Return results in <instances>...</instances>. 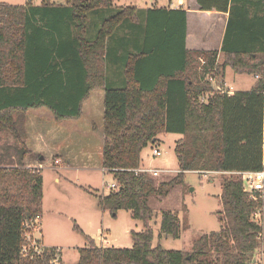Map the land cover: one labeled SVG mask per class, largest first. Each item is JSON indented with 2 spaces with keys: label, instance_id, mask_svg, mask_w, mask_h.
I'll return each instance as SVG.
<instances>
[{
  "label": "trees",
  "instance_id": "obj_1",
  "mask_svg": "<svg viewBox=\"0 0 264 264\" xmlns=\"http://www.w3.org/2000/svg\"><path fill=\"white\" fill-rule=\"evenodd\" d=\"M195 1L200 11L228 15L220 52L186 49L185 10L148 9L142 46L123 57L121 88L105 84L106 45L118 27L136 21V8L118 9L89 41L88 15L110 8L111 0L0 3V264H53L61 255L43 248L21 256L24 225L41 216L43 200L40 171L24 164L26 112L46 108L57 121L76 119L95 90L104 91L102 167L117 188L94 196L114 216L130 212L144 231L130 233L131 249L90 240L77 264L253 263L262 227L252 217L262 201L248 199L239 173L263 166L264 79L250 91L228 94L206 78L223 79L226 68L238 75L264 72V0ZM162 134L182 135L174 149L177 174L136 173L143 149ZM187 172L219 174L220 230L195 236L189 252L164 250L153 245V203L180 189ZM158 210L160 231L178 239L177 212Z\"/></svg>",
  "mask_w": 264,
  "mask_h": 264
},
{
  "label": "rangeland",
  "instance_id": "obj_2",
  "mask_svg": "<svg viewBox=\"0 0 264 264\" xmlns=\"http://www.w3.org/2000/svg\"><path fill=\"white\" fill-rule=\"evenodd\" d=\"M111 1L110 8L98 9L88 15L86 39L93 40L103 21L114 15L118 9L122 7L136 8V21L134 23L128 21L118 27L106 45L105 84L109 88H121L123 85V57L127 53L135 52V46H142L147 10L155 4L158 5V8H163L169 4V1ZM27 2L39 6L42 0H0L1 4L11 6H23ZM50 2L57 5L65 4V0H50ZM219 63H221V56ZM109 67L113 69L112 73L115 76L108 72ZM225 78L230 85L234 86V90H249L260 78L264 79V72L258 75H238L228 68ZM222 83L224 84V79L216 78V86L224 89ZM216 86H214L215 89ZM100 93L98 91L96 95ZM94 113L96 114L97 111ZM47 114L51 116L50 112ZM25 116L27 117V114ZM179 137L175 134H164L159 136L158 143L150 144L143 149L141 163L146 167L165 172L161 173L157 177L158 179H163L166 176L173 177L177 174L178 161L174 149ZM154 145L160 151V157H152L151 151ZM94 150L95 155L92 160L95 161V164L91 171L73 170L65 174L58 184L53 182L51 174L53 177L54 174L49 170L45 171L44 203L39 229L35 231L28 227L30 230L26 231L30 233V236L32 235L31 240H36L37 245L41 247L39 249H58L61 252L58 257L61 264H77L80 250L86 248L90 240L102 248L131 249L133 244L130 233L144 231L142 222L134 220L130 212L118 211L114 216L98 206L94 195H106L113 181L112 177L101 167V155L98 153L97 146ZM50 162H54V159ZM219 180L220 177L217 173L208 176L195 172L185 173L180 189L178 188L167 199L153 203V207L156 208L150 222V228L154 235L153 245H160L168 251L189 252L195 236L202 233L218 232L220 230L218 213L221 210L218 201V195L221 193ZM163 206L178 214L181 222V233L178 239H173L160 231L158 207ZM263 211L264 197L260 213L262 214ZM261 214L259 218L253 216L252 219L263 227L264 218ZM101 234L103 236H100ZM104 235L107 236V241ZM38 239H42L43 244ZM263 250L264 237L260 241V248L255 254L253 263L257 259L260 264H264ZM261 252L263 255L257 257Z\"/></svg>",
  "mask_w": 264,
  "mask_h": 264
},
{
  "label": "crops",
  "instance_id": "obj_3",
  "mask_svg": "<svg viewBox=\"0 0 264 264\" xmlns=\"http://www.w3.org/2000/svg\"><path fill=\"white\" fill-rule=\"evenodd\" d=\"M168 1L169 4L167 6H164L163 8H158V5L155 4L154 6L150 7V9H183L186 11L187 29L185 47L188 51L220 52L227 24V14L214 11H200L195 0ZM108 72L112 73L113 69L109 67ZM113 75L115 76V74ZM225 77L226 70L223 78V86L224 89L229 91L228 94L239 92L240 90H234V86L230 85L228 81H226ZM251 89L241 90V92L250 91ZM98 91H100L101 93L96 95ZM103 97V90L92 91L88 98L83 101L81 106V115L76 119L57 121L52 113L46 108L27 111V117L25 120V144L29 151V154L26 156L24 164L28 169H37L40 171L43 181L42 208L44 203V174L46 170H49L54 174V177L52 174L51 177L55 184H58L61 178L65 177V174L73 170L91 171L93 170L95 164V161L92 159L95 155L93 151H95L94 149L96 146L97 149H99L98 153L101 155L100 164L102 167L104 140ZM94 111H97V113L95 114ZM46 112H50L51 116ZM175 135L180 136L178 138V141L182 139V135ZM52 159H54V162L51 163L50 161H52ZM140 167V169L156 170L151 167H146L142 163ZM195 173L205 176H208L209 174H216L211 172ZM113 184L115 183H112L111 185ZM110 190L112 189L109 188V191ZM261 215L264 218V211ZM41 219L42 213L40 216V221ZM100 236L103 235L101 234ZM263 237L264 224L262 227L261 239ZM104 238H106L107 241L106 235H104ZM38 240H40L43 244L42 239ZM263 252L258 254L257 257H259L260 255L262 256Z\"/></svg>",
  "mask_w": 264,
  "mask_h": 264
},
{
  "label": "built area",
  "instance_id": "obj_4",
  "mask_svg": "<svg viewBox=\"0 0 264 264\" xmlns=\"http://www.w3.org/2000/svg\"><path fill=\"white\" fill-rule=\"evenodd\" d=\"M206 80L213 87L216 86V77L213 76L212 74H209L207 76ZM216 87H217L216 89L218 91H220L222 93L226 92L224 89H222L218 86H216ZM151 152H152L153 158H157V157L161 156L160 151L156 147H153ZM263 153H264V139H263ZM137 172H146V173L151 174L154 177H158L161 173H165L163 171L147 170V169H139L136 171V173ZM239 175L241 176V179L243 182V191L247 195L248 199L252 200V201H258V200L262 201V199L264 197V162H263V166H262L261 170L256 171V172H243V173H239ZM110 188L112 190H115L117 187L115 184H113V185H111ZM260 214H261L260 210H257L253 216L256 218H259ZM39 221H40V217L37 216L30 223L25 224L24 225L25 231L30 230V229H28V227H31V228L35 229V231H38ZM31 236H30V233L25 232L26 244L21 249V256L24 258L25 257L32 258V256H34V255H40L42 250H43V249H39L41 247H39L37 245L35 239L31 240V238H32ZM259 238L261 240V234L259 235ZM57 251L59 252L58 249H57ZM58 257H59V255L56 256V258L52 261L53 264H57L58 259H59ZM253 264H260V261L256 259V261Z\"/></svg>",
  "mask_w": 264,
  "mask_h": 264
}]
</instances>
